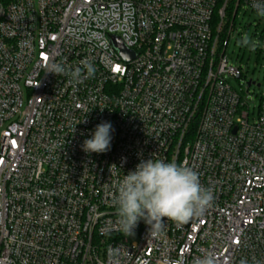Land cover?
Masks as SVG:
<instances>
[{
  "label": "built area",
  "instance_id": "obj_1",
  "mask_svg": "<svg viewBox=\"0 0 264 264\" xmlns=\"http://www.w3.org/2000/svg\"><path fill=\"white\" fill-rule=\"evenodd\" d=\"M261 7L0 0V264H264V95L252 116L228 81L244 70L226 53L239 11ZM259 39L263 53L264 29ZM54 64L79 69V82ZM101 122L110 149L86 153ZM150 158L192 168L214 198L187 224L164 218L155 236L140 220L128 242L113 201Z\"/></svg>",
  "mask_w": 264,
  "mask_h": 264
},
{
  "label": "clouds",
  "instance_id": "obj_2",
  "mask_svg": "<svg viewBox=\"0 0 264 264\" xmlns=\"http://www.w3.org/2000/svg\"><path fill=\"white\" fill-rule=\"evenodd\" d=\"M258 12L264 15V7L258 8ZM244 43H248L247 36ZM83 67L89 77L94 75L95 68L90 62H83ZM49 72L68 74L79 82V69L68 73L62 65L54 64ZM112 130L110 122L96 125L91 138L84 140L82 149L86 153L107 152L111 146ZM213 198L212 192L200 183L199 174L192 168L174 161L141 160L135 170L124 174L118 184L113 201L117 208L118 230L126 237L132 236L138 222L144 220L150 226L149 234L155 236L164 227V218L177 225L187 224L202 216ZM197 264H215V260L209 255Z\"/></svg>",
  "mask_w": 264,
  "mask_h": 264
},
{
  "label": "rangeland",
  "instance_id": "obj_3",
  "mask_svg": "<svg viewBox=\"0 0 264 264\" xmlns=\"http://www.w3.org/2000/svg\"><path fill=\"white\" fill-rule=\"evenodd\" d=\"M260 18L259 14L242 8L233 21L234 34L230 38L226 51L229 62L235 66H241L244 70L242 79L228 78V81L242 96V99L249 102L252 116L257 114L261 96L264 95V52L257 51L260 34L264 29L263 25L259 26ZM245 36L248 37V43H244ZM250 80L255 84L248 87ZM254 107L255 112L253 111ZM138 239V231L134 232L132 236H127L128 242Z\"/></svg>",
  "mask_w": 264,
  "mask_h": 264
},
{
  "label": "water",
  "instance_id": "obj_4",
  "mask_svg": "<svg viewBox=\"0 0 264 264\" xmlns=\"http://www.w3.org/2000/svg\"><path fill=\"white\" fill-rule=\"evenodd\" d=\"M113 44L124 59L130 60L135 56L134 52L132 50L128 49L119 37L113 38ZM137 226H138V224H137ZM137 226L134 229V231L137 229Z\"/></svg>",
  "mask_w": 264,
  "mask_h": 264
},
{
  "label": "trees",
  "instance_id": "obj_5",
  "mask_svg": "<svg viewBox=\"0 0 264 264\" xmlns=\"http://www.w3.org/2000/svg\"><path fill=\"white\" fill-rule=\"evenodd\" d=\"M3 1L7 2V1H9V0H3Z\"/></svg>",
  "mask_w": 264,
  "mask_h": 264
}]
</instances>
